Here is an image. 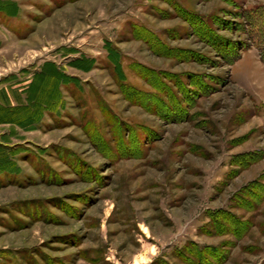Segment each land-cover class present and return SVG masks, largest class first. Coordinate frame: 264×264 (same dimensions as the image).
Returning <instances> with one entry per match:
<instances>
[{
  "label": "rangeland",
  "instance_id": "1",
  "mask_svg": "<svg viewBox=\"0 0 264 264\" xmlns=\"http://www.w3.org/2000/svg\"><path fill=\"white\" fill-rule=\"evenodd\" d=\"M4 6L15 16L0 14L2 109L26 103L46 62L80 82L61 85L36 129L0 113V146L16 165L0 171V264H186L177 253L189 242L218 249L220 264H264V35H251L248 20L264 29V0ZM176 6L225 22L227 57L240 59L227 65ZM139 28L186 59L158 55ZM114 49L121 82L107 58ZM78 58L95 66L70 65ZM139 64L159 74L144 79L131 69ZM161 81V104L132 93L153 94ZM233 220L248 226L242 237Z\"/></svg>",
  "mask_w": 264,
  "mask_h": 264
},
{
  "label": "trees",
  "instance_id": "2",
  "mask_svg": "<svg viewBox=\"0 0 264 264\" xmlns=\"http://www.w3.org/2000/svg\"><path fill=\"white\" fill-rule=\"evenodd\" d=\"M5 4V3H4ZM176 9L180 11L187 19V21L195 28V33L198 36L199 39H201L204 43L209 44L212 46L216 52L219 53V55L222 57V59L225 60L227 65L232 66L235 64V62L240 59V56H232L227 57L226 49H229L230 47V40H226L224 37H222L218 30H221L222 28H227L226 23L223 21H219L218 26H215L211 20L200 17L197 14H194L188 10H185L181 8L180 6H176ZM263 12L259 14V17L264 18V9ZM0 14H6L8 16H15V13H12L11 9L6 6L0 7ZM249 22L251 26L254 29V33L252 31L251 35L253 34H262L264 35V29H258L259 21L258 17H248ZM258 21H254L256 19ZM136 28V27H135ZM137 33L143 35L147 40V42L150 47L154 49V52L158 55H164L166 57H172L175 56L176 58H184L185 54L183 50H176L173 48L168 47L166 44L161 42V40L155 36L152 32L143 29H137ZM145 31V32H144ZM142 32L144 34H142ZM140 36V35H139ZM151 39V40H149ZM227 45V47L225 46ZM226 47V49H225ZM189 52V51H188ZM108 60L109 62L114 66V68H118L119 70L116 71L117 78L121 82L123 79H125L124 73L121 70V55L117 50H109L108 54ZM262 61L264 62V55L261 56ZM84 63V64H83ZM95 59H82L78 58L75 61H72L70 65L75 66L82 70H89L95 66ZM81 64V65H80ZM86 64V65H85ZM85 66V67H84ZM139 67V70L131 68L136 74H138L140 77L144 79H148L151 81V77L154 78V74L158 73L152 69H149L142 65H137ZM159 74V73H158ZM164 77H167L169 80H171L170 75L163 74ZM158 76V75H157ZM52 78L53 79V85H51L52 92H54V96L52 93L50 94L46 88L48 87V83L46 82V78ZM173 81V80H171ZM79 79L74 76H70L65 74L61 71V69L52 62H46L39 72L35 73L31 82L26 88V103L20 104L17 107H13L12 109H2L5 108L0 104V113L4 116L8 115L9 113H14L13 115L21 116L22 119L17 120H11V123H16L22 128L26 129H36L37 124L41 121V117L43 116L44 112L52 113L51 109H54L55 107H58L57 105L61 102V85H67L70 83L79 84ZM40 83V88L36 90L37 84ZM122 85V87L126 88ZM163 85V86H162ZM130 88V87H129ZM128 88V89H129ZM168 85L161 81L159 82L158 87H154L156 89L155 93L153 94H143L142 92L133 89L136 96H146V101L148 102L145 104L146 107H150L151 103H159V97H158V91L163 89L167 90ZM170 89V88H169ZM39 92V94H38ZM41 93V96H40ZM43 96V97H42ZM42 97V98H41ZM45 100H44V99ZM142 98V97H140ZM63 103V102H62ZM150 104V105H149ZM161 104V102L159 103ZM10 115V114H9ZM5 119L0 118V121H3ZM8 150L9 148H3L0 146V171H5V173H10L13 169L15 170L16 165L11 161L8 160ZM11 151V150H10ZM261 158L252 159L251 161L246 163V167H249L250 165L254 164L255 162L259 161ZM7 160V161H6ZM12 174V173H11ZM264 199V198H263ZM262 200V199H261ZM260 200V201H261ZM228 216H231L230 214ZM226 220H222L218 223H221L219 226V231L223 233L230 232L226 226L224 225V222ZM236 221V229L232 230L235 234L238 235V237H242L245 232L248 230V226H245L241 222L237 220ZM179 259H181L182 262L186 264H220L222 261V254L218 249L213 248H207V247H199L196 243L189 242L187 245L183 247L182 250H180L178 253ZM161 264H167L165 262H162Z\"/></svg>",
  "mask_w": 264,
  "mask_h": 264
}]
</instances>
